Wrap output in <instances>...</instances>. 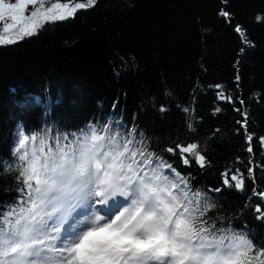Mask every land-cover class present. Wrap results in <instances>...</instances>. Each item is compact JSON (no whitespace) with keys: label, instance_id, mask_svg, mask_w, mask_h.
Here are the masks:
<instances>
[{"label":"trees","instance_id":"1","mask_svg":"<svg viewBox=\"0 0 264 264\" xmlns=\"http://www.w3.org/2000/svg\"><path fill=\"white\" fill-rule=\"evenodd\" d=\"M51 1L72 10L0 23V264L24 261L43 185L85 170L94 132L160 209L145 246L264 264V0Z\"/></svg>","mask_w":264,"mask_h":264},{"label":"rangeland","instance_id":"2","mask_svg":"<svg viewBox=\"0 0 264 264\" xmlns=\"http://www.w3.org/2000/svg\"><path fill=\"white\" fill-rule=\"evenodd\" d=\"M46 1V2H45ZM33 2V3H31ZM34 2H36V5H34ZM51 0H1L0 1V23L4 22L6 23V27L8 30L17 29L20 25V23H25L27 25H35L36 23H42L45 21H49L55 18L54 11H59L62 13H66L68 11H71V7L62 6L58 3L51 4ZM25 3H31L35 6V11L33 14H31L30 18L33 17L30 20L25 15L24 7ZM71 4L70 2H68ZM25 4V5H23ZM45 8L42 6L45 5ZM24 11V12H23ZM36 16H39V20L36 19ZM21 20H23L21 22ZM25 20V21H24ZM95 147V146H94ZM93 153H96L95 148L93 149ZM103 159V157H102ZM95 160V158H92L91 162ZM71 171V170H70ZM79 173V172H77ZM83 173V172H81ZM57 176L62 181V184L55 190V195H52V190L50 187H47V194H44L45 203L38 206L39 213L34 217L32 221H30V226L34 228V234L31 237V240L34 241V244H40L41 246H37L34 249H31L29 251L24 252L26 254V257H24V263L23 264H48L47 262L50 259L55 258L56 256H61L63 254V247L61 245H58L59 239H54L53 241H49L46 236L49 232L54 230L55 228V222L57 221V214H58V208L56 207V201L55 196L57 191L64 190L69 197L72 200H75L76 195L78 193L81 194H87L92 189V184L89 183V179L87 181L80 177L79 174H76V171L67 172L66 169L63 171L57 173ZM112 183V187L114 188V194L115 195H123L124 192L117 187L116 181H113L109 179ZM131 194L134 195L133 204L136 202V210H132L129 213L131 216L136 213L138 207H140L142 201L141 196V187L139 188L138 183L131 184ZM51 195V197L49 196ZM150 205V204H149ZM152 206V204H151ZM146 212V210H143L136 214V216H133V219H136L138 216H141ZM118 214V213H116ZM115 214V215H116ZM114 215V216H115ZM69 217L71 221H73L74 224H77L80 226V221L82 219V216L80 215V212L73 208V206L70 209ZM92 221V219H91ZM134 221V220H133ZM132 221V222H133ZM101 221H97L96 224L86 227L81 234L76 238V242L73 241L71 244L73 248V254L71 260L68 257V251H65L66 256L68 258V264H75L73 263L72 259L75 257V252L77 248L84 247L87 245H92V240L96 239L97 243H100V245L103 246L102 249H100L101 252H106L108 254L115 252L117 250V247L121 248L122 246L126 245L128 250L132 251L135 256L138 255V257H142L144 255H150V254H162L164 257H166V264H199L197 262L192 261V259H188L186 261L180 262L176 261V257L171 253L170 249H166L165 251H157L151 248H146L144 245V242L146 241V237L142 236V233L139 232L134 233L133 237L128 238L126 241H117L120 240L122 237H125L127 235V229H124V234L121 236L120 232H117L115 229H111L107 225L103 224ZM89 225V224H88ZM97 225H101L97 227ZM143 227H146V222L142 224ZM142 231L144 228H140ZM67 235L70 237L71 234L67 233ZM83 235L82 237H80ZM125 238H122L124 240ZM89 244H83V241ZM82 241V242H81ZM143 244V245H142ZM48 248V249H47ZM225 250V249H224ZM24 256V255H23ZM104 259V256L101 255ZM132 254H129V257H131ZM138 260L137 257H134ZM132 261V260H131ZM129 260V262H131ZM139 261V260H138ZM140 263H143L139 261ZM14 264H21L19 261H15Z\"/></svg>","mask_w":264,"mask_h":264},{"label":"bare ground","instance_id":"3","mask_svg":"<svg viewBox=\"0 0 264 264\" xmlns=\"http://www.w3.org/2000/svg\"><path fill=\"white\" fill-rule=\"evenodd\" d=\"M37 106H38V104H37ZM73 208H75V207L73 206ZM68 219H70L69 216H68ZM91 222L92 221L90 220L89 223H91ZM89 223H87L85 225L84 222H80L81 227L85 225V227L83 229H79L77 224H75L76 228H77L75 235L71 234V236L69 237L67 235V233L64 234L63 238H61V240L58 243V245H61L63 247V254H61V256H59V257L56 256L55 258L48 260L47 261V262H49L48 264H68L69 260L66 256L65 251H68L67 252L68 257L71 260L72 254H73V248H72L71 244L73 243V241L76 242V238L81 234V232L86 227H89V225H88ZM82 236L83 235H81L80 237H82ZM46 238L49 241H53L54 239H57V233L52 230L51 232L48 233ZM102 248H103V246L100 245V243H97L96 239H93L92 245H87V246L80 247V248L76 249L74 259H75L77 264H144V262L140 263L136 258H133L131 262H129L130 257L125 259L124 258L125 249L119 250V252L117 254L108 255L106 252L100 251V249H102ZM101 255L104 256V259Z\"/></svg>","mask_w":264,"mask_h":264}]
</instances>
